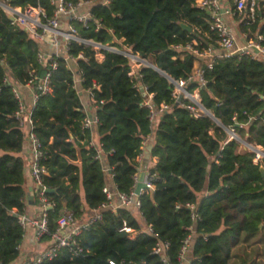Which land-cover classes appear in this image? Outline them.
Listing matches in <instances>:
<instances>
[{
  "label": "trees",
  "instance_id": "1",
  "mask_svg": "<svg viewBox=\"0 0 264 264\" xmlns=\"http://www.w3.org/2000/svg\"><path fill=\"white\" fill-rule=\"evenodd\" d=\"M4 2L22 10L41 8L47 16L54 10L50 0ZM195 3L102 1L91 5L87 27L71 22L80 37L130 49L172 80H184L189 93L198 90L207 113L195 115L186 107L191 104L187 99L175 105L174 84L152 67L140 65L131 74L125 55L70 42L66 55L75 65L71 68L63 56L56 57L57 66L49 78L51 92L40 94L31 108L32 131L41 143L42 185L50 202L46 209L49 231L56 229L61 211L81 219L107 202L103 188L108 187V170L116 191L129 193L142 167L138 159L145 142L151 145L144 152L147 171L158 180L137 196L142 222L133 206L104 208L100 219L75 237L80 251L75 245L60 247L55 257L38 264H109V260L264 264V158L255 163L254 153L240 143H264V60L215 58L212 68L206 69L200 59L206 80L200 88L193 76L196 56L182 49L193 41L198 47L215 46L216 35L210 30L209 13ZM247 27L262 36L264 47V24L259 17ZM41 49L0 6V264H11L19 257L24 237L19 220L26 210V162L21 153L27 134L16 117L14 88L25 85L31 73L37 78L45 75L48 67L37 61ZM97 54H102L101 61ZM77 75L78 86L89 91L94 101L96 122L88 127L75 87ZM147 100L157 110L162 103L169 109L152 122ZM229 129H234L238 140L230 138ZM123 223L132 231L120 230ZM188 235L186 258L179 260ZM157 242L169 244L162 255L153 251Z\"/></svg>",
  "mask_w": 264,
  "mask_h": 264
},
{
  "label": "built area",
  "instance_id": "2",
  "mask_svg": "<svg viewBox=\"0 0 264 264\" xmlns=\"http://www.w3.org/2000/svg\"><path fill=\"white\" fill-rule=\"evenodd\" d=\"M102 1L106 3L109 2V0H78L76 3H72L67 0H50L51 4L54 6L53 13L50 16H47L41 8L27 7L22 10L20 7L8 6L4 0L0 2V6L7 11L8 15L10 14L14 17V20L12 21L13 23H17L25 28V30L28 31L30 37L38 41L40 44H50L52 47H54V50L51 51V53L46 52L43 49L37 53L38 63L48 67L45 75L41 78H37L35 73H31V78L25 84L30 85L33 88V105L40 94H47L51 92L49 78L51 76L52 70H54L57 66L55 58L63 56L66 59L67 57H70L69 55H66L70 42L73 41L78 44L92 45L94 48H105V46L101 45L100 43L80 37L77 34L75 27L71 24L72 21H76L83 27H87L89 21L92 19V14L90 11L91 5L93 3ZM231 2V12L233 14H246L248 19V21L246 20L244 22L246 26L250 22H253L257 17H259V22L264 24V0H231ZM195 4L197 7L205 9L209 13L210 30L216 35L214 39L215 46L209 45L198 47V43L193 41L192 44H187L182 49L190 50L196 56L195 61L200 62V59H202V61L205 63V68L211 69L215 58L248 56L252 59H264V47L260 43L262 36L257 31L254 32V35H252L251 29L246 27L244 32L246 41L241 45L237 44L233 31L224 22L221 16V0H196ZM61 17L66 18L67 25L65 28L62 27ZM61 44H63L62 48H60ZM107 47L110 48V50L112 48V46ZM121 51L131 53L130 56H128V54L125 56L131 58L132 60L139 61V65H141L144 61V59H140L131 50L121 49ZM196 70L195 79L197 80L200 88L204 87L206 84V80L203 76L204 69L199 66ZM171 82L176 88V93H173V96H175L176 99L179 95H181V99L183 98L189 100L191 104L186 105V107L193 111L197 116L207 113L200 103L199 95L196 94V96H193L192 93H189L185 89L184 80H172ZM196 91L198 92V90ZM14 93L18 100V110L16 112V117L20 126L26 129L27 140L30 147V175L36 186V198L38 200L39 207L38 217L29 218L23 215L20 217L19 222L24 231L28 226L33 227L35 229V237L37 239H40L45 235L50 237V245L48 248L40 253L36 258L28 260L24 263L38 264L43 259H51L55 257L60 247L75 245L76 250L80 251L81 249L77 245L75 237L80 234L82 229L86 228L95 220L100 219V212L104 208L109 207L112 210H115L117 207L133 206L138 209L139 201L134 192V187L138 181L140 172L134 175V185L129 193L116 191L114 194L108 187H105L103 188V191L106 193L107 202L102 204L99 209L94 210L93 215L89 216L86 221L83 222L80 219L75 218L71 212L63 210L56 219V229L50 232L47 225L46 216V209L50 206V202L45 196L46 188L42 185L41 178V174L44 172V170L39 164V160L42 155L41 143L35 133L32 131L31 109H27L23 104L19 89L17 87L14 88ZM148 97L151 98L152 94H149ZM145 105L150 111L149 118L152 122L155 120L157 115L169 109L168 105L162 103L157 110L153 107L150 100H147ZM232 120L236 122V117L233 116ZM95 122L96 117H87L85 119L84 126H91ZM228 132L230 138L238 140L234 129H229ZM241 142V145H243L248 151L254 153L253 161L255 163L258 160L264 158V143L263 145L254 146L244 141ZM108 173L111 175L110 170H108ZM157 180L158 178L154 173L146 171L144 182L147 188L145 190L152 188L153 183ZM114 197H116L118 202L116 205L113 204ZM120 230L127 232L132 231L125 223H123V226L120 228ZM147 230L151 231L149 227ZM190 239V235H188L182 241L179 252V260H185ZM168 245V242H157L153 248V251L156 254L162 255L166 248H168ZM162 261L166 262L164 258H162ZM108 262L109 264H136L131 261L117 262L115 260H109Z\"/></svg>",
  "mask_w": 264,
  "mask_h": 264
},
{
  "label": "crops",
  "instance_id": "3",
  "mask_svg": "<svg viewBox=\"0 0 264 264\" xmlns=\"http://www.w3.org/2000/svg\"><path fill=\"white\" fill-rule=\"evenodd\" d=\"M231 8H232L231 0H221V14H222L221 16H222L224 22L233 31L237 44L241 45L242 43H244L246 41V39L244 37V32H245L246 28L242 29V26L247 27L244 23V18L246 17V14L241 13L239 15H235L231 12ZM61 24H62L63 28L66 27L67 22H66L65 17H61ZM251 34L254 35V32H252ZM62 45L63 44H61L60 48H62ZM41 47L44 51L50 52V53H51V51L54 50V47H52L50 44H41ZM117 49L118 48L114 47V46H112V48H111V50H117ZM125 50H127V49H125ZM96 58L99 61H101L103 56H102V54H97ZM66 60L68 62V65L71 68H73V66L75 65V60L70 58V57H67ZM199 66H200V62L195 61L193 64V76H194V78H195L196 71H197L196 69ZM79 83H80V77H79V75H77V77L75 78V87L79 90L81 103L83 105V108H84L88 118H94L95 117L94 106H93L94 101L90 98L89 91L82 90V88L80 86H78ZM18 89H19V93H20L21 100H22L23 104L26 106L27 109H31L33 106V88H32V86L22 85V86H19ZM194 91H196V90H194ZM196 93L198 94L197 91H196ZM94 141L95 142L98 141L97 137L95 138ZM149 145H150L149 142L144 143L143 153L140 156V158L138 159L139 161H141V163H143V161L145 159L146 153H144V152L147 151ZM21 154L24 156L25 162H26L25 170H24L25 188H26V210H25L24 216L29 217V218H34V217H38L39 207H38V203L36 202V200H37V198H36V186H35L34 181L30 175V164H29V162H30V154L31 153H30L29 143L27 140V135H26L25 145L23 147V151ZM153 162H155V159H153ZM153 162L150 163V165H152ZM147 163H148V161H147ZM146 166H147V164H146ZM108 188L114 194L116 193L115 185L113 184L112 177L110 174H109V179H108ZM30 190L32 192L33 198L31 199V201L30 200L28 201L27 196L30 194ZM117 203H118L117 199L116 200L113 199V204L116 205ZM133 209H134L133 213L138 217L139 221L142 222V218H141L140 214L137 212V208L133 207ZM93 213H94V210L90 211V212H86L80 220L83 222L86 221V219H88L89 216H92ZM49 245H50V240L44 241L41 239H37L35 237V229L31 226H28L24 231V237H23L22 243L19 247L20 255L11 264H24L26 261L36 258L40 253H42L44 250H46Z\"/></svg>",
  "mask_w": 264,
  "mask_h": 264
},
{
  "label": "water",
  "instance_id": "4",
  "mask_svg": "<svg viewBox=\"0 0 264 264\" xmlns=\"http://www.w3.org/2000/svg\"><path fill=\"white\" fill-rule=\"evenodd\" d=\"M8 17H9V19L11 21L14 20V17L12 15L9 14ZM181 26H182V28L186 29L188 32H192V28L190 26H188L187 24L182 23ZM105 48L106 49H110L107 46H105ZM115 51L119 52V53H121L123 55H126V54H128V56L131 55V53H129V52H125V51H121V50H115ZM143 63L146 66L152 67L153 69L158 71L161 75L167 77L170 81H172V79L168 75H166L163 71L159 70L156 66L152 65L151 63H149L147 61H143ZM169 88L171 89V86H169ZM201 88H203V87H201ZM140 90L143 93V87L142 86L140 87ZM180 100H181V95H179L177 97V99L175 101V105H177L180 102ZM150 149H151V146L149 145L147 151H149ZM147 159H148V156L145 157V159H144V161L142 163V168H141L140 173H139V178H138V181L136 182L135 187H134V192H135L136 196H139L141 194V192L147 188V186H146V184L144 182L145 176H146V171H147V166H146ZM260 169H261V172L263 174V167H261ZM32 198H33V196H32V192L30 190V194L27 196V200L31 201Z\"/></svg>",
  "mask_w": 264,
  "mask_h": 264
},
{
  "label": "rangeland",
  "instance_id": "5",
  "mask_svg": "<svg viewBox=\"0 0 264 264\" xmlns=\"http://www.w3.org/2000/svg\"><path fill=\"white\" fill-rule=\"evenodd\" d=\"M1 1H2V0H0V2H1ZM118 49H119V48H118ZM121 49H127V48L124 47V48H121ZM121 49H120V50H121ZM127 50H130V49H127ZM135 55L138 56L137 54H135ZM133 59H135V58H133ZM140 59H141V58H140ZM129 60H130V66H131V69H132V70H131V73L134 74V72H136V70H137V69L139 68V66H140V65H139V61L132 60L131 58H129ZM144 61H147V60L144 59ZM147 62H149V61H147ZM141 65H145V64L142 62ZM173 93H176V88H175V87H174ZM196 94H197L196 91H193L192 95H193V96H194V95L196 96ZM196 100H197V97H196ZM241 141H242V140H240V143H242Z\"/></svg>",
  "mask_w": 264,
  "mask_h": 264
}]
</instances>
